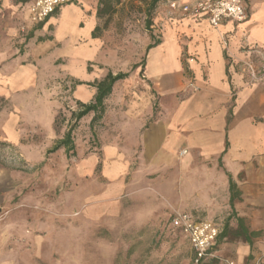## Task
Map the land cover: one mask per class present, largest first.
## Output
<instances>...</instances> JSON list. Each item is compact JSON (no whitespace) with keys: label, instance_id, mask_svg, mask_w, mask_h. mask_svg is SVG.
I'll list each match as a JSON object with an SVG mask.
<instances>
[{"label":"rangeland","instance_id":"374dc122","mask_svg":"<svg viewBox=\"0 0 264 264\" xmlns=\"http://www.w3.org/2000/svg\"><path fill=\"white\" fill-rule=\"evenodd\" d=\"M151 1L100 0L102 33L82 61L25 57L47 35L23 7L3 1L15 9L0 16V264H193L187 240L169 227L181 212L172 188L154 185L138 155L126 154L120 104L104 103L92 127V114L77 123L74 156L47 154L75 123L88 84L128 71L143 55L156 10L168 6L158 0L149 14ZM109 142L118 153L106 152ZM235 241L228 235L221 243L222 257L237 260L228 246Z\"/></svg>","mask_w":264,"mask_h":264},{"label":"crops","instance_id":"0c3cea01","mask_svg":"<svg viewBox=\"0 0 264 264\" xmlns=\"http://www.w3.org/2000/svg\"><path fill=\"white\" fill-rule=\"evenodd\" d=\"M3 1L0 16L15 9L5 7ZM12 2L23 7L29 22L31 0ZM90 4L91 0H75L56 10L41 25L47 35L43 46L25 57L86 59L102 33L100 0L94 9ZM246 10L245 22H224L214 29L204 17L169 18L168 6H160L143 55L128 71L118 72L129 77L118 81L105 100L124 108L126 154L138 155L149 174L155 175L154 185L172 188L175 207L181 212L213 222L219 236L226 229V236L216 240L218 255H223L221 243L228 235L238 240L228 245L236 253L237 264L264 250V81L251 83L241 64L259 58L247 54L248 48L264 54V0H247ZM155 41L159 44L146 52ZM7 51L10 58L15 56L11 48ZM108 73L112 72L91 84ZM95 94L92 87L86 96L81 94V103L92 101ZM104 148L109 155L117 152L110 142ZM229 180L239 194L232 206ZM199 208L204 217L197 214ZM239 220L248 233L257 234L251 244L236 236Z\"/></svg>","mask_w":264,"mask_h":264},{"label":"built area","instance_id":"2783aa9c","mask_svg":"<svg viewBox=\"0 0 264 264\" xmlns=\"http://www.w3.org/2000/svg\"><path fill=\"white\" fill-rule=\"evenodd\" d=\"M247 0H201L193 4L181 3L178 0L168 1L167 16L179 15L182 18L195 19L204 17L209 25L217 29L224 22L240 24L247 20ZM75 0H31L28 6V19L32 25L43 24L56 10L71 5ZM225 45V44H224ZM246 48H248L246 46ZM247 54H257L258 60H245V68L251 83L264 81V54L256 48L246 49ZM193 61V60H189ZM185 154V151L182 152ZM172 229L178 231L188 242L192 253L193 264H204L213 261L217 264H237L234 259L217 254L216 240L219 228L207 220H199L191 214L176 212L169 220ZM253 264H264V254L256 258Z\"/></svg>","mask_w":264,"mask_h":264},{"label":"trees","instance_id":"16d2710c","mask_svg":"<svg viewBox=\"0 0 264 264\" xmlns=\"http://www.w3.org/2000/svg\"><path fill=\"white\" fill-rule=\"evenodd\" d=\"M28 0H14L15 3H25ZM170 1V0H168ZM158 0H152L151 4L149 6V14L153 11L155 6L157 5ZM1 5V0H0ZM42 24L39 25L41 27ZM148 26H150V23H148ZM98 28L95 29V31L92 34L93 38L97 37ZM159 42L155 41L153 44L149 45L146 49V52L150 50L151 48L158 45ZM136 66L132 68L134 70ZM129 77V73H118L116 75H113L112 73H108L105 78L100 82H94L93 84H89V86H92L96 89V94L93 98V100L90 103H81L76 102V105L79 108V111L72 116L74 117L75 123L65 132L62 139H60L54 147L47 152V154H52L57 152L58 150H64L67 157L74 156V142L72 133L74 129L77 126V123L84 117H86L89 114H92V120H91V127L102 120L104 109H105V100L107 97L111 94L113 86L121 80H124ZM99 164V163H98ZM99 167V165L97 166ZM229 191H230V204L232 206L234 200L237 198L238 191L236 190V187L234 183L229 180ZM256 233H248V231L243 227L242 221H238V228L236 230V236L243 238L248 244H251V238L255 237ZM226 236V229L221 233L219 236V239H222Z\"/></svg>","mask_w":264,"mask_h":264}]
</instances>
